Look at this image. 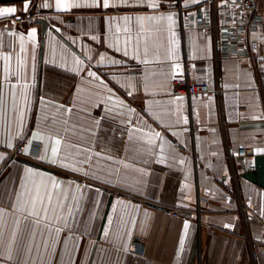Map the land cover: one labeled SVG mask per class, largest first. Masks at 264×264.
Returning a JSON list of instances; mask_svg holds the SVG:
<instances>
[{
	"label": "crops",
	"instance_id": "obj_1",
	"mask_svg": "<svg viewBox=\"0 0 264 264\" xmlns=\"http://www.w3.org/2000/svg\"><path fill=\"white\" fill-rule=\"evenodd\" d=\"M203 1L186 4L183 0V5L192 9ZM45 3L51 7H44ZM160 3L159 12L176 13V61L167 55L172 37L163 24L146 21L141 31L135 21L137 14H153L147 7L64 10L55 7L56 0H29L24 11V1L0 4V8L17 9L13 15L0 17V22L20 15L33 19L17 29L0 26V209L10 213L0 226V264H264V188L244 177L255 169L256 157L264 155L254 151L264 149V38L261 58L222 59L214 36L183 25L176 0ZM125 15L133 17L127 25L130 32L124 31L122 19L108 20ZM39 20L49 24L47 31L43 32ZM32 28L37 30L36 43L28 37ZM20 34L25 37L23 52ZM126 38L127 57L110 47L123 48ZM134 47H138L140 60L149 63L132 59ZM5 53L12 56L9 81L5 80ZM73 54L81 59L91 55L93 59L86 60L88 67L135 113L107 102L106 89L86 81L85 73L74 72ZM98 54L125 63L106 61L99 66ZM21 58L31 86L24 140L16 137L14 147L8 148L4 141L9 131L15 136L19 111L24 107V81L15 89V110L12 97ZM177 62L181 70L174 75ZM177 77L208 84L211 93L177 100L173 94ZM128 81L135 83V89L121 87ZM58 105L71 108V113ZM133 125L144 132H133L130 139ZM37 129L61 138V158H74L91 174L85 176L39 159L43 141H33L26 154L25 141ZM150 130L160 132L164 139L149 145L143 137ZM51 146L49 143V155ZM240 148L247 149V158L235 156ZM20 149L22 158L51 171L17 161L13 153ZM85 160L89 162L83 163ZM27 168L65 181L64 191L58 193L63 211L57 206L55 214L50 211L49 218L39 224L13 208ZM53 203L56 206L55 199ZM171 209L190 211L193 217H174ZM69 212L74 219H68L66 227L63 219L57 223L55 217L67 218ZM57 227L64 230L57 233ZM13 232L15 243L9 250Z\"/></svg>",
	"mask_w": 264,
	"mask_h": 264
},
{
	"label": "snow or ice",
	"instance_id": "obj_2",
	"mask_svg": "<svg viewBox=\"0 0 264 264\" xmlns=\"http://www.w3.org/2000/svg\"><path fill=\"white\" fill-rule=\"evenodd\" d=\"M191 3H196L197 0H190ZM226 2V0H224ZM185 3H189V0H185ZM233 3H235V0H233ZM119 5H127L131 7H147L152 10L153 14H137L134 19L135 21L140 25L141 31L144 30V24L146 21L155 22V24L160 25L163 24L167 31L171 34V45L172 47L168 50V57L169 59L176 61L178 60L177 56V48H178V40L176 39V33L173 31V28L176 24V13L174 12H159V9L161 8L160 0H132V3L130 5L127 4V0H90V3H80L78 0H56L55 7L58 9H64V10H70L72 8L81 7V6H87V7H95V8H110L115 7ZM44 7H51L50 4L45 3L43 5ZM29 7V0H24V11H27ZM17 9L15 7H4L0 8V17L3 16H10L15 14ZM159 12V14H155ZM194 15V14H193ZM114 19H122L125 22L126 27L124 28L125 32H130V27H127V25L130 23V21L133 19L131 16H123L120 18L116 17H109L108 20L111 22ZM109 30L111 31V24H109ZM119 25H117V31H119ZM36 29L32 28L31 31L28 33L29 39L36 43ZM12 36H16L17 33L10 32L9 33ZM93 40H97L96 36L91 37ZM19 39L21 41V51H25L24 48V40L25 37L23 34L19 35ZM119 37H117V40ZM128 39L126 38L124 40V46L123 48L116 46V45H110V47H114L115 51L123 52V55L125 57L129 56L128 51ZM145 53H147V48H145ZM98 59L96 61L97 65L103 66L105 62L111 64V65H121L125 63L122 60H117L115 58H109L106 57L105 54H98ZM3 59L5 61V80L9 81L11 76V53H5L3 54ZM93 57L91 55H88L86 59H81L80 57L73 54V62L75 67L72 69L77 74L85 73V80L88 82H95L102 86L107 91L106 101L112 102L120 107H124L127 109V112L129 114L135 113V109L128 107L125 102L120 99L118 96H116L111 88L107 86V83L97 74L96 71H93L91 68L88 67L86 60L91 61ZM132 59L139 60L141 63L147 64L149 63L148 60H140L138 47H134ZM174 68V75L176 73H179L181 70V65L177 62L173 64ZM26 73H27V65L25 61L21 58L18 59V70L16 72L17 76V83L12 85L14 91L12 92L13 97V108L16 109V92L15 89L20 87L21 81L23 82V90L21 92V98L23 101L24 107L20 109L19 111V117H18V123H17V131L15 136L11 135V132L9 131L7 139L4 141L6 146L8 148H13L14 143L13 140L16 137H19L20 139L24 140V118L25 113L28 107L29 98H30V83L26 80ZM119 83V81H117ZM121 87H124L126 89H135V83L133 81H128L125 84H122ZM128 95H132V91L127 92ZM177 100H182V97H177ZM41 103H45V101L41 100ZM48 103H54V102H48ZM151 104V102H149ZM99 106V105H95ZM57 107L64 108V106L58 105ZM111 111V109H108ZM64 111L67 113H71V108H64ZM123 114V113H121ZM254 119H260L261 117H253ZM186 122V119L185 121ZM97 123H99L97 121ZM128 123H132L131 120L128 121ZM133 132H144L143 128H139L136 125H133L132 130L130 131V139L132 137ZM144 140L149 145L155 144L157 140H163V136L160 132L150 130L148 133H146L143 137ZM33 141H43L44 142V149L43 154L39 157L41 160H50L51 163L59 164L61 167L65 169H71L76 172H83L85 176L90 175L88 171H85L83 168L78 166L79 162H75L74 158L73 161H68L67 159L61 158V146L63 144V141L61 138L52 136V135H45L43 132H41L39 129H37L35 132L31 134V139H28L25 141V146L23 147V151L26 154H30L31 148H32V142ZM49 143H51L50 152L49 155ZM160 150L161 153H163L164 145L160 144ZM256 152H264V149H255ZM95 155H99V153H96ZM107 159H112V157H106ZM0 159H3V154H0ZM90 160V158H89ZM89 160L83 161V163H88ZM163 162V161H161ZM183 163V160L180 161ZM127 166V165H126ZM71 187V185H69ZM76 191L81 192V187L79 185H76ZM65 189V181L58 180L55 177L47 176L46 174L39 172L38 170H34L31 168L25 169V178L22 180L20 185V190L16 193V201L13 204V208L21 213H27V217H32L35 219V223L39 224L41 219L47 220L49 218V212L51 211L53 214L56 212V207H60L61 211H63V205L60 203L59 195L58 193L63 192ZM54 199L56 200V206H54ZM66 199V197H65ZM118 204H123L122 201H118ZM124 207H128V205H124ZM135 209V206L132 205ZM113 211L115 212L116 209L113 208ZM5 215H10V213L7 212L6 209H0V226L3 224V218ZM149 214L145 212V220H147V217ZM26 217V218H27ZM57 220V223L60 222L61 219L64 220V226H67L68 219H74L71 212L68 213L67 218L64 217H55ZM17 223V228L19 227V221ZM112 219H108V224L111 225ZM188 222L186 221L184 224V235L187 236L188 232ZM225 227H232L231 225H225ZM64 229L63 227H57L55 231L57 233L62 232ZM2 231H0V236H2ZM105 235L108 234L107 230L104 233ZM16 234L13 232L11 240L9 242V250L11 249L12 244L15 243ZM184 249V241L183 239L180 242L179 250L182 252ZM11 256L9 255V259Z\"/></svg>",
	"mask_w": 264,
	"mask_h": 264
},
{
	"label": "built area",
	"instance_id": "obj_3",
	"mask_svg": "<svg viewBox=\"0 0 264 264\" xmlns=\"http://www.w3.org/2000/svg\"><path fill=\"white\" fill-rule=\"evenodd\" d=\"M176 4L183 25L204 30L214 36L220 58L254 61L262 57L260 48L264 38V0H235V3L233 0H204L201 5L192 9L185 8L183 0H177ZM27 21L31 22L33 19L20 15L0 22V26L17 29ZM173 87L176 97L206 96L211 93L208 84L192 83L188 77L175 78ZM235 156L247 158L248 151L240 148ZM18 157H24L22 149L13 153V158ZM170 213L184 219L193 217L187 210L171 209Z\"/></svg>",
	"mask_w": 264,
	"mask_h": 264
},
{
	"label": "water",
	"instance_id": "obj_4",
	"mask_svg": "<svg viewBox=\"0 0 264 264\" xmlns=\"http://www.w3.org/2000/svg\"><path fill=\"white\" fill-rule=\"evenodd\" d=\"M22 1H24V0H0V4H10V3H17V2H22ZM35 1H37V0H35ZM38 22L42 24L43 32L47 31V29L49 28V24L43 20H39ZM16 160L19 162H22L24 164L36 167V168H42L44 170L51 171L50 168L42 166V165H40V164H38L32 160H28V159L21 158V157L16 158ZM244 177L247 180H249L255 184H258L260 187L264 188V155L256 157L255 169L247 172L244 175ZM150 205L154 206L156 208H159V209H163V208L156 206V205H153V204H150Z\"/></svg>",
	"mask_w": 264,
	"mask_h": 264
}]
</instances>
